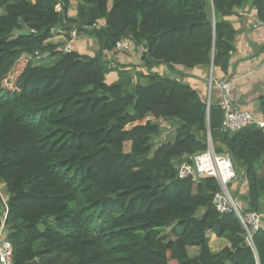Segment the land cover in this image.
<instances>
[{
    "label": "trees",
    "instance_id": "1",
    "mask_svg": "<svg viewBox=\"0 0 264 264\" xmlns=\"http://www.w3.org/2000/svg\"><path fill=\"white\" fill-rule=\"evenodd\" d=\"M248 1L80 0L71 16L70 0H0V228L13 264H264V226L250 243L238 215L216 208V177L178 175L208 150L210 129L214 150L243 168L244 211H264V128L223 131L219 103L176 68L227 74L229 17ZM251 6L264 22V0ZM74 29L94 39V54L52 41ZM124 38L143 48L147 73L107 58ZM161 65L174 74L153 70ZM164 121H177L175 136L155 145ZM210 232L229 245L213 251Z\"/></svg>",
    "mask_w": 264,
    "mask_h": 264
},
{
    "label": "crops",
    "instance_id": "2",
    "mask_svg": "<svg viewBox=\"0 0 264 264\" xmlns=\"http://www.w3.org/2000/svg\"><path fill=\"white\" fill-rule=\"evenodd\" d=\"M254 9L251 6V0H249L248 4L241 9L243 12L241 15L229 17L237 29L235 49L231 55L227 74H224L218 68H213V70L210 68L213 77V84H211L210 89L208 86L210 85V79L207 68L199 67L189 70L181 67L176 68L179 70L181 78L199 90L202 95L207 93L209 96L211 91V100L213 101H218L220 83L229 82L232 87V99L235 103L244 109L253 111L257 117L264 118L260 111V100L264 95V22L259 21ZM69 14L75 16L76 10L75 12L70 10ZM56 36L55 34L53 38H56ZM58 36V41H61L62 38L64 39L63 42L66 41V35L60 34ZM78 44H81L80 46L84 49L83 52L88 54H94L98 48L94 39L88 36L79 37L75 42V47L78 48ZM89 47L90 52L86 51ZM134 57V55H130L119 59L117 53L109 52L107 54V58L110 60L118 58L112 61L113 64L116 62L136 64L137 69H142L147 73V70L141 66V55L139 60H135ZM153 70L158 72L164 70L167 74L173 73L172 70L164 65L158 66ZM175 76H178V74H175ZM118 77L117 72H111L107 75V81L113 82ZM247 188V181L243 178V192H246ZM224 245L226 246V244Z\"/></svg>",
    "mask_w": 264,
    "mask_h": 264
},
{
    "label": "built area",
    "instance_id": "3",
    "mask_svg": "<svg viewBox=\"0 0 264 264\" xmlns=\"http://www.w3.org/2000/svg\"><path fill=\"white\" fill-rule=\"evenodd\" d=\"M257 11V9H254ZM77 30L70 32V38L62 46L65 51L75 49L77 41ZM132 41L124 38L116 45V51H125L131 48ZM213 70V69H212ZM212 76V72H211ZM212 78H210V86ZM208 106L211 104V91L208 96ZM224 111L222 122L223 131H236L248 125H258L264 128V118H259L248 109H244L232 99V87L229 82L220 83L218 101ZM193 162H183L179 165L178 175L180 178L190 177L194 182L206 176H214L221 185V189L216 192L214 204L220 212L234 211L240 218L247 231V238L253 243V232L264 226V211H244L243 205L239 203L228 188V184L235 180L236 170L234 164L227 154L217 153L212 144L208 150L197 153L192 157ZM13 244L8 239L4 231V225L0 228V264H13Z\"/></svg>",
    "mask_w": 264,
    "mask_h": 264
},
{
    "label": "rangeland",
    "instance_id": "4",
    "mask_svg": "<svg viewBox=\"0 0 264 264\" xmlns=\"http://www.w3.org/2000/svg\"><path fill=\"white\" fill-rule=\"evenodd\" d=\"M71 1V11L72 12H75L76 8H77V4L79 3L80 0H70ZM112 0H109V3L111 4ZM2 12V11H1ZM60 31L58 30L56 32V38H53L52 41L55 42V43H66L67 41V37H66V41L63 42V38L61 41H58L59 40V36L60 35ZM79 38V37H78ZM77 38V39H78ZM78 49L83 52L84 49L82 48V46H80L81 44H78ZM86 51L90 52V47L88 49H86ZM142 52H143V48L142 47H135L134 44H132L131 48L128 49V50H125V51H117V54H118V57L119 59L122 57V58H125V57H129L130 55H134L135 57V60H139V56L142 55ZM114 61L117 60L116 58H112ZM112 60V61H113ZM125 60V59H124ZM27 63V58L25 57H22L20 59V61H18L17 65L15 66L13 72L8 76V78L6 79V84L9 86V87H13L15 85V81H16V78L18 76V74L21 72V70L25 67ZM129 67L131 68V70L133 71L134 74L137 73V67H136V64H128ZM161 74H167L164 70L163 71H160ZM208 75H209V79L212 78V84H213V77L211 76V69L209 68L208 69ZM173 74V73H171ZM209 86V89H210V85ZM208 88V87H207ZM207 95V93H205ZM205 95V96H206ZM214 97V96H213ZM207 98V101H208V95L206 96ZM256 114V113H255ZM177 127V121H164L162 123V132L161 134L156 137L154 139V142H155V145H158L160 144L161 142H165V141H169V140H173L174 136H175V129ZM126 150H129V145H126ZM240 169V173H236V178L235 180L231 181V186L229 187V184H228V188L229 190L231 191L232 195L234 196V198L241 204L242 203V198H241V192H243V168L241 169V167L239 168ZM235 170H236V166H235ZM237 193V195L235 196V194ZM7 198H8V194H7V190H6V187L5 185L0 181V210L2 212V214L4 213L5 214V205H6V201H7ZM3 214V215H4ZM169 230V228L167 229ZM209 239H210V247L213 251H218L220 250L222 247H224L226 245H228L229 243L225 240V239H221V238H218L216 237L213 233H209ZM228 243V244H227ZM199 251L198 247H190L189 248V252H190V255H194L196 254L197 252Z\"/></svg>",
    "mask_w": 264,
    "mask_h": 264
},
{
    "label": "water",
    "instance_id": "5",
    "mask_svg": "<svg viewBox=\"0 0 264 264\" xmlns=\"http://www.w3.org/2000/svg\"><path fill=\"white\" fill-rule=\"evenodd\" d=\"M211 69H213V65H211ZM209 141H210V144H212V140H211V133H210V129H209ZM213 145V144H212Z\"/></svg>",
    "mask_w": 264,
    "mask_h": 264
}]
</instances>
